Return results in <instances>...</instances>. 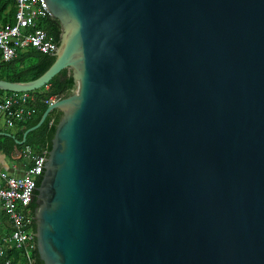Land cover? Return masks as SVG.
Wrapping results in <instances>:
<instances>
[{
	"label": "water",
	"instance_id": "obj_1",
	"mask_svg": "<svg viewBox=\"0 0 264 264\" xmlns=\"http://www.w3.org/2000/svg\"><path fill=\"white\" fill-rule=\"evenodd\" d=\"M63 70L39 264H264V0H42ZM9 136L7 134H2Z\"/></svg>",
	"mask_w": 264,
	"mask_h": 264
},
{
	"label": "built area",
	"instance_id": "obj_2",
	"mask_svg": "<svg viewBox=\"0 0 264 264\" xmlns=\"http://www.w3.org/2000/svg\"><path fill=\"white\" fill-rule=\"evenodd\" d=\"M52 19L42 0H15L14 25L0 28V60H12L18 50L27 47L51 55L56 45L48 40L42 23ZM60 98L51 97L44 102L46 107ZM33 96L28 93L12 94L0 99V123L12 129L16 123L28 120L33 115ZM46 148L24 147L14 152L23 161L24 169L18 177L0 173V208L7 219L10 234L6 242L20 254L24 264H38L35 247L30 236L31 216L28 206L33 200L35 182L47 156Z\"/></svg>",
	"mask_w": 264,
	"mask_h": 264
},
{
	"label": "trees",
	"instance_id": "obj_3",
	"mask_svg": "<svg viewBox=\"0 0 264 264\" xmlns=\"http://www.w3.org/2000/svg\"><path fill=\"white\" fill-rule=\"evenodd\" d=\"M15 0H0V28L14 25ZM43 32L48 40L55 45L58 44L59 28L57 23L52 20H46L41 25ZM53 58L47 54H41L30 47L18 50L12 60L3 62L0 60V80L10 83H23L37 79L52 64ZM73 90L72 81L67 70H63L55 75L45 86L28 94L33 96L32 103L33 115L28 120H22L16 123L10 130L0 129V133L9 136L0 135V153L6 157H13L14 152H18L24 147L31 149L46 148L50 149V140L53 134L54 125L57 122L58 114L50 113L43 123L34 131L28 133L22 146L14 144L19 141L22 133L34 126L40 115L46 108L44 104L51 97L64 98ZM5 97L11 93L0 92ZM37 181V180H36ZM36 186V182H35ZM32 202L28 206L29 213L32 214ZM4 216V214H3ZM4 225L2 227L3 235L0 236V264H24L20 254L15 252L6 238L10 234L9 223L4 216ZM39 264V262H38Z\"/></svg>",
	"mask_w": 264,
	"mask_h": 264
},
{
	"label": "crops",
	"instance_id": "obj_4",
	"mask_svg": "<svg viewBox=\"0 0 264 264\" xmlns=\"http://www.w3.org/2000/svg\"><path fill=\"white\" fill-rule=\"evenodd\" d=\"M0 129L5 128L0 123ZM11 131V130H10ZM24 162L17 159L14 154L13 157H6L0 153V173H4L6 176L18 177L24 169ZM4 216L0 208V236L3 235L2 227L4 225Z\"/></svg>",
	"mask_w": 264,
	"mask_h": 264
},
{
	"label": "rangeland",
	"instance_id": "obj_5",
	"mask_svg": "<svg viewBox=\"0 0 264 264\" xmlns=\"http://www.w3.org/2000/svg\"><path fill=\"white\" fill-rule=\"evenodd\" d=\"M1 96H2L1 98H4V97H5V95H4V94H2ZM5 130H10V129H5Z\"/></svg>",
	"mask_w": 264,
	"mask_h": 264
}]
</instances>
